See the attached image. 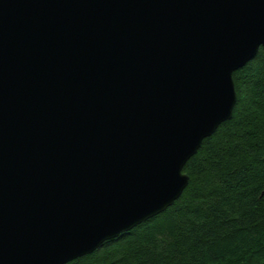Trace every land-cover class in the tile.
I'll return each mask as SVG.
<instances>
[{"label":"water","instance_id":"1","mask_svg":"<svg viewBox=\"0 0 264 264\" xmlns=\"http://www.w3.org/2000/svg\"><path fill=\"white\" fill-rule=\"evenodd\" d=\"M262 46L264 0H0V264H67L172 206Z\"/></svg>","mask_w":264,"mask_h":264},{"label":"trees","instance_id":"2","mask_svg":"<svg viewBox=\"0 0 264 264\" xmlns=\"http://www.w3.org/2000/svg\"><path fill=\"white\" fill-rule=\"evenodd\" d=\"M232 118L185 164L164 212L67 264H264V47L233 73Z\"/></svg>","mask_w":264,"mask_h":264}]
</instances>
